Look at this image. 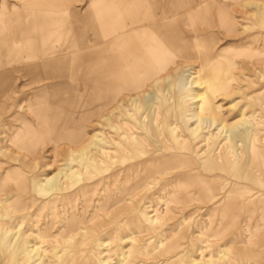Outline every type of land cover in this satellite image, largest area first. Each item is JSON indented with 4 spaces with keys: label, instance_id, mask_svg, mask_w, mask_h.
Wrapping results in <instances>:
<instances>
[{
    "label": "rangeland",
    "instance_id": "374dc122",
    "mask_svg": "<svg viewBox=\"0 0 264 264\" xmlns=\"http://www.w3.org/2000/svg\"><path fill=\"white\" fill-rule=\"evenodd\" d=\"M238 5L233 30H212L211 53H225V60L236 70L231 71V76L237 75L227 89L213 90L217 82L206 79L198 62H174L180 68L178 74L190 67V73L199 72L201 87H210L212 108L219 112H206L205 116L235 128L242 124V115L258 124L250 125L258 130L257 150L247 152L243 160L238 145L218 130V122L213 128L202 126L192 132L196 128L188 119L192 103L179 101L185 93L175 90L178 74L167 82V89L166 83L160 85L163 96L168 94L172 100L170 112L162 107L165 126L162 137L157 138L147 134L146 127L152 129L148 121L145 128L135 130V120L144 124L145 117L128 103L136 94L122 97L127 110L124 119L118 110L120 102L114 109L102 110L97 118L89 105L66 106L69 99L57 87L37 96L33 86L6 77L7 87L0 93V201L22 195L15 182L30 191L32 180L42 182L59 171L82 175L76 184H68L69 190L56 192L58 196L29 192L24 197L30 202L25 211L30 213L26 221L30 223L25 222L19 232H27L28 240L35 244L34 234L40 229L44 263L57 264L54 254L62 249L58 264H264V0H241ZM26 7L20 0H0L4 13ZM1 38L4 44L3 34ZM3 54L1 62L6 67ZM148 86L145 91L156 95ZM140 104L145 107L142 101ZM70 109L77 114L69 113ZM168 125L177 128V139L170 135ZM74 126L78 128L70 129ZM56 129H60L58 136L53 134ZM67 132L78 134L76 144H64ZM125 133L140 136L146 144L122 160L118 143ZM94 135L102 139V153L89 145L87 157L102 160V169L78 163L83 145L94 142ZM68 226L77 229L78 237L65 250L55 245L53 237L58 241L59 232L67 231ZM44 227L51 228V237H46Z\"/></svg>",
    "mask_w": 264,
    "mask_h": 264
},
{
    "label": "bare ground",
    "instance_id": "6f19581e",
    "mask_svg": "<svg viewBox=\"0 0 264 264\" xmlns=\"http://www.w3.org/2000/svg\"><path fill=\"white\" fill-rule=\"evenodd\" d=\"M217 1H220L222 5H219ZM240 1L241 0H128L129 6L131 8L136 7L138 8V11L141 10V12L132 13L131 11L130 20L127 21L128 23L125 27L120 29L117 28V25L118 23H120L121 18L120 15H118L117 11H115V16H113V18L109 20L110 24L115 25L116 27L115 29L113 28V30L109 28L112 31L107 34L103 32L102 23L104 19L99 18L98 24L100 25H98L95 41L97 72L96 81L98 83L96 98L97 118L101 117L100 113L103 110V96L107 95L106 99L110 100L112 99V96L114 94L113 91L109 90L108 92H106V94H104L102 86V61L104 59V46H106L109 57L111 59L112 55L117 49L118 39H120V37H124L115 36L118 31L122 32L123 30H127L126 39H129L130 42L129 46L131 49V55H135L132 69L136 72L138 70L141 71L142 75L144 76L143 79L145 78L146 82L145 88L147 87V85H149V89H154L157 93L156 95H154L150 91H145L143 85L141 84L140 86L138 82L136 83V88L131 85V90L135 91V94H137V96L133 100H129L128 103L129 105H132L136 113H139V111L142 110L144 112L143 114L145 115L143 119L144 124L139 123L138 120H135L133 115H130L131 119L135 120L136 125L138 126V128H136L135 130L139 128H145V122L148 121L152 126V129L150 128V126L146 127V132L149 137H162V129L165 126V115L161 112L162 107L165 105L167 107L166 111L170 112L168 111V109L170 108V105L168 106V104L172 100L171 98L167 97L168 94L166 96H163V88L165 87L167 89L169 87L167 82L172 81L173 74L177 75L179 72L180 68L178 69V66L175 65V59H179L180 65H188V63L198 62L200 64V68H202L203 71H205L207 74L206 79L208 81L213 80L217 82L213 86V90L221 91L227 89L228 84L233 81L234 75H237L236 73H233V75L231 76V71L236 70L235 68H233L230 60H225V53H211V40L215 38L212 30L217 29L218 31L221 30L224 32H230L231 30H233V27L236 24L235 13H237L236 9L240 7L238 5V2ZM23 4L25 5L26 3ZM3 20L6 21V23H3V27L10 26L11 28L16 26L17 24L24 25L26 22L25 16H22V14L18 13L17 11L13 12L9 16L5 15L3 17ZM11 32L12 31H7V34L4 35L7 40L10 38ZM114 40L116 41L115 46L113 45ZM141 49L144 50V54L139 52V50ZM240 57H244V55L240 54ZM222 60L229 62L228 66L226 65V62L222 66L220 64ZM191 70L192 69L190 67H186L185 71H182L177 75L175 90L178 93H185L184 95L179 97V101L181 104L192 103V110L190 111V115L188 117L190 121H193L196 124V128H194L192 132H196L202 126H204L206 129L213 128L218 122V130L223 132L227 139L232 140L236 145H238V148L240 149L239 154L241 160L245 158L247 152L254 154L257 150L255 142L258 141V130L254 131L252 129L254 127H258V124H253L242 115V119L240 120L242 124L238 128H235L234 126H226L221 122L220 119H216L214 116H205L206 112L211 114L215 112L218 113L219 111L214 107L212 108L213 99L210 96V87H201L203 83H199L197 79L199 72L190 73ZM241 76L242 74L240 75V77ZM6 77H8V74L3 77L0 87L1 93H3V89L7 87L8 78ZM111 82V79L110 81L108 80V84H110ZM164 83H166L164 87L160 86ZM196 87L198 88L197 91L194 90ZM121 101H124V99H122ZM121 101L119 104L121 107L118 110L120 112L121 118L124 119L127 110L124 106V103ZM141 101L144 103V108H141ZM114 106L112 107L113 109L116 108ZM250 125H252L253 128H251ZM110 129L115 130V128L112 126H110ZM168 129L172 138L177 139V128L173 125H168ZM127 130V132H129V129ZM134 136L135 134L128 135V133H125L123 137H121L123 141L118 143V145L123 151V153L121 154L122 160H127L128 155H131V153L136 151L139 145L146 144L144 142V139H141L140 136ZM93 139L94 142L87 141L83 145L78 163L79 165H82L84 163L87 167H99V169H102V167H104V163L102 160H97L98 158L96 157H87V146L89 145L97 149L98 154L102 153L100 148V143H102L101 137L99 135H94ZM174 145V147H176V144ZM170 149H168V151ZM187 149L189 148L187 147ZM69 153L75 154L76 152L69 150ZM109 159L111 160V158ZM118 159L119 158H116L117 161ZM194 172L196 171L194 170ZM11 173H13V175L16 174V172ZM65 174L66 173L63 174V172L59 171L51 177H45L42 182L32 180V189H30V191H25L24 187H22L24 184L20 183V181L15 182L16 189L20 190L22 192V195H16L7 198L4 201H0V264H48L44 263L45 255L43 254L41 248V245L44 244V236H40V229H35L37 231L34 234V241L37 242H35V244L28 240V235L26 234L27 232L23 234H20L19 232L20 229L25 225L24 223L26 221H29L28 219L30 216V213L28 215V213L25 212L27 209H29L28 204L30 202L26 199L24 200V197L29 192L36 193L40 197H51L53 193L56 194V192L58 191H61V193L62 191H67L69 183H73L74 185L76 184V179L82 177L80 173H76L74 171H71L70 175ZM7 176L9 177V174ZM255 184H257V182ZM14 192L15 191H13V193ZM18 221L20 222L18 223ZM152 221L155 222L154 218L152 219ZM17 223L19 224V227H16L18 226ZM27 223L28 222H26V224ZM16 228L17 231H14V229ZM49 229L51 228L44 227L47 238L52 236H49ZM63 231L64 232H59L58 235L59 240L61 241H57L56 237H53V242L55 243V245L57 244L59 247L65 248V250L70 249L71 245L76 241V238L78 237V235H76L77 229H73L72 227L68 226L67 231ZM52 251L55 252L54 249ZM61 251L55 252L54 254V259L56 260L57 264L61 263ZM44 252L46 253L45 250ZM8 253L11 254V257H7L9 255ZM65 253H63V255H65ZM70 253L68 251L67 255H70ZM34 257H36L35 260ZM177 262L179 261L177 260Z\"/></svg>",
    "mask_w": 264,
    "mask_h": 264
},
{
    "label": "crops",
    "instance_id": "0c3cea01",
    "mask_svg": "<svg viewBox=\"0 0 264 264\" xmlns=\"http://www.w3.org/2000/svg\"><path fill=\"white\" fill-rule=\"evenodd\" d=\"M20 1L26 3L23 4L24 7L27 5L25 9L15 8L6 13L0 11V87L4 75L8 74L12 82L21 80L28 87L33 86L37 96L43 95L50 88L57 87L62 92L60 93L64 92V96L69 99L66 106L76 108L85 104L96 111L98 83L95 41L100 25L98 19H104L102 27L103 32L107 34L116 27L110 24L109 20L115 16V11L121 18L117 28L122 29L130 20L131 11L140 13L141 10L138 11L136 7L131 8L128 0H87L85 4L83 0ZM15 11L25 16V24H17L12 28L3 27V23H6L3 17ZM7 31L12 32L8 40L4 38L3 44L1 36L7 34ZM126 32L127 30L118 31L115 35L124 37L118 39L117 49L111 59L104 46L102 86L104 94L108 90L113 91L114 94L110 100L106 99L107 95L103 96V110L112 108L124 99L123 96L135 95L131 85L136 88L138 82L145 89L146 82L141 71L136 72L132 69L135 55H131ZM113 42L115 46L116 41ZM139 52L144 54L143 49ZM3 53H5L6 67L1 62ZM110 79L112 82L108 84ZM68 112L77 114L78 111L70 109ZM73 118L77 122V118ZM77 128V126L70 127V129ZM53 134L58 136L60 129H56ZM66 135L68 137L64 144H76V139L79 137L77 133L67 132Z\"/></svg>",
    "mask_w": 264,
    "mask_h": 264
}]
</instances>
